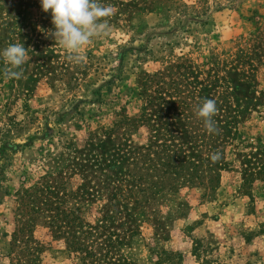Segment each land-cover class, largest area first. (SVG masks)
<instances>
[{
    "label": "rangeland",
    "instance_id": "374dc122",
    "mask_svg": "<svg viewBox=\"0 0 264 264\" xmlns=\"http://www.w3.org/2000/svg\"><path fill=\"white\" fill-rule=\"evenodd\" d=\"M98 2L113 8L100 21L106 34L76 63L47 35L54 26L40 0H0V51L15 43L27 51L19 78L6 77L0 58V264H81L66 249L67 237L51 228L65 229L73 214L95 225V215L112 211L122 215L107 230L119 232V253L128 260L153 263L159 251L169 264H204L205 257L264 264V182L242 187L235 156L264 151V109L245 100L264 91V0ZM159 83L166 95L175 83L201 86L210 99L242 107L218 159L228 167L217 170L214 189L183 188L156 204L151 219L136 209L137 227H119L130 219L115 196L119 174L111 161L134 141L147 150L139 142L149 131L138 118L156 104L148 101ZM96 88L100 102H79L72 116L63 114Z\"/></svg>",
    "mask_w": 264,
    "mask_h": 264
},
{
    "label": "trees",
    "instance_id": "16d2710c",
    "mask_svg": "<svg viewBox=\"0 0 264 264\" xmlns=\"http://www.w3.org/2000/svg\"><path fill=\"white\" fill-rule=\"evenodd\" d=\"M195 22L201 25L205 23L199 20ZM146 37H151V33H148ZM140 49H143L144 53L147 52L146 46ZM124 52L125 50L122 49L117 58H122ZM243 56L246 57V55ZM262 60L264 63V56ZM120 72L119 69L118 72L114 71L111 78L105 80L103 85L108 87L115 78L120 76ZM163 84H158L155 90L157 94L148 101V104L154 102L156 104L149 112H143V115L138 118L143 120L144 127L149 131L145 141L139 142L148 146L147 150H141L136 144L138 141H134L129 145L131 150H120L119 156L111 161L117 164L115 169L119 174L116 177L119 187L115 196L121 201V209L127 211L123 214L130 219V222L121 223L119 227L129 223L137 227L136 209H140L143 215H149L151 219V215L154 216L159 212V209L155 207L156 204L180 192L183 188L204 186L207 189H214L219 181L217 170L228 167L226 161L220 162L218 167V160L213 162L211 156L214 153L221 156L226 146L232 143L231 139L235 136L238 124L236 115L242 107L215 99L217 112L212 119L216 131L209 133L204 121L196 115L198 106L206 99H210L206 88L200 86L194 90H183L179 87V83H175L171 92L166 95L162 91ZM100 90L101 88L94 89L95 96L87 100H78L70 111H65L63 114L70 113L68 115L72 116L79 102H100ZM245 100L251 101L253 107L261 106L264 109V91L258 93L253 99L247 97ZM224 109L227 116L224 114ZM235 156L238 158L236 166L241 176L242 187L250 190L258 182H264V151L257 150L253 153L240 150ZM0 157H2L1 154ZM86 192L89 200H91L90 196H95L92 192L87 190ZM87 205H90L89 201ZM183 206V203H179L172 210L177 211ZM149 209L152 214L149 213ZM117 214L122 215V212L118 211L114 214L112 211L110 214L95 215L97 222L95 225L73 214L65 222V229L57 225L51 229L56 231V236L63 234L67 237L66 249L78 258L81 264L170 263L169 258L162 257L159 251L153 263H139L122 256L118 246L125 243L123 238L118 231L107 230L110 225L117 223ZM81 223L82 225H79ZM157 226L160 227V223H157ZM79 227L83 228L81 235L76 232ZM133 232L131 231V234ZM258 233L264 235V221L260 223ZM203 263L228 264L206 257L203 258Z\"/></svg>",
    "mask_w": 264,
    "mask_h": 264
},
{
    "label": "clouds",
    "instance_id": "9594fccd",
    "mask_svg": "<svg viewBox=\"0 0 264 264\" xmlns=\"http://www.w3.org/2000/svg\"><path fill=\"white\" fill-rule=\"evenodd\" d=\"M42 10L51 14L54 41L68 54L69 61L83 62L85 57L82 49L94 37L106 34L107 23L100 22L101 18L111 16L113 8L103 6L98 0H40ZM27 51L24 44H9L0 51V58L6 65L5 75L8 78H19V69L26 61ZM217 112L216 101L206 99L199 106L196 115L204 121L209 133L216 131L212 117ZM219 159V154L211 156L213 162Z\"/></svg>",
    "mask_w": 264,
    "mask_h": 264
}]
</instances>
